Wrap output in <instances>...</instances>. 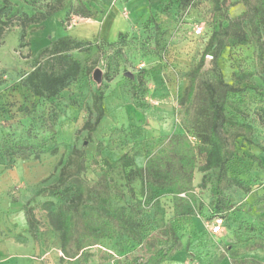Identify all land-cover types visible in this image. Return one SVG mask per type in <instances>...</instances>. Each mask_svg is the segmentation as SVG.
Wrapping results in <instances>:
<instances>
[{
	"label": "rangeland",
	"instance_id": "rangeland-1",
	"mask_svg": "<svg viewBox=\"0 0 264 264\" xmlns=\"http://www.w3.org/2000/svg\"><path fill=\"white\" fill-rule=\"evenodd\" d=\"M59 1L63 10L31 25L22 42L21 19L41 15ZM217 2L226 10V25L245 13L243 0H0V23H4L0 24V159L4 160L0 164V264H69L61 251L60 230L69 201L50 198L47 189L58 181L64 166L72 181L79 182L73 175L81 151L86 158L82 181L89 186L107 185L113 205L126 208L134 229L144 237L141 245L129 231L114 240L101 239L89 250L88 264L147 260L158 241H165L139 179L129 180L120 166L110 169L103 159L113 163L124 153L143 157L156 152L174 133L192 135L185 126L184 98L191 73L224 19ZM124 7L131 15L127 20L118 16ZM144 11L149 17L142 20ZM74 12L90 13V17ZM123 14L126 17V11ZM197 26L204 27L200 36L194 33ZM64 37L81 44L62 56L42 53ZM67 54L70 59H63ZM76 60L81 63L78 76L57 97L32 93L28 79L34 71L62 75ZM219 67L225 82L238 89L228 92V102L243 111L242 120L254 128L253 144L238 141L229 165V175L246 181L252 193L237 188L224 191L234 208L225 214L227 226L216 237L210 229L215 219L211 185L202 188L203 173L194 175L196 216L192 219H174L172 195L158 194L180 241L163 264H232L235 256L257 257L264 264V169L253 160L259 157L264 165V57L252 44L240 45L224 51ZM97 69L103 73L101 85L93 79ZM126 72L134 79L125 77ZM140 76L147 91L141 94L142 108L132 95ZM99 89L105 91V117L88 137L83 127L94 122L93 95ZM4 142L15 149L3 150ZM100 144L105 148L102 158L96 155ZM204 163L201 156L198 167ZM28 205L37 224L33 231L25 215ZM87 215L89 225L98 227V217ZM83 221L77 220L80 234L85 235L88 229ZM242 224L254 230L245 233ZM238 236L242 242L236 240Z\"/></svg>",
	"mask_w": 264,
	"mask_h": 264
},
{
	"label": "trees",
	"instance_id": "trees-1",
	"mask_svg": "<svg viewBox=\"0 0 264 264\" xmlns=\"http://www.w3.org/2000/svg\"><path fill=\"white\" fill-rule=\"evenodd\" d=\"M243 5L245 13L226 25L225 22L228 20L226 10L222 9L219 2L216 4V9L222 12L224 19L211 34L199 63L191 73L184 98L185 126L192 135L172 134L157 148L156 152L145 154L146 161L142 168L136 164L135 156L129 153L122 154L113 163L103 159L110 169L120 166L129 180L139 179L143 196L153 204L156 228L166 238L165 241H158L155 253L149 259L135 258L131 264H163L167 261L171 250L180 243L176 227L173 222L166 219V210L158 194L172 195L171 206L174 219L194 218L196 197L193 180L196 171L204 174L202 188L211 185L213 197L211 211L215 218L223 217L225 220V214L234 208V201L224 196L225 190L237 188L246 194L252 193L246 181L229 175V165L235 156L238 141H244L248 145L253 144L254 128L242 120L245 118L243 111L228 102V92H238V89L225 82L219 67L224 51L240 45L252 44L264 57V0H243ZM62 10L63 6L59 1L48 7L47 11L41 15L26 16L21 19L23 30L21 41L25 40L26 30L31 25L44 22ZM74 14L83 18L90 17V13L85 16L79 12ZM2 32L3 30L0 29V37ZM80 44L71 37H64L54 42L51 49L46 48L42 53L52 52L62 56V53H67L72 48L79 47ZM63 59L69 60L70 56L67 54ZM80 68L81 63L76 60L62 75H43L39 70L34 71L28 79L30 89L37 97L42 98L46 95L48 98H55L68 86L71 78L78 76ZM135 88L132 94L133 100L137 107L142 108L141 94L145 95L147 91L141 76ZM104 89H99L93 95L92 112L95 113V119L94 122H87L83 127L88 131V137L96 132L105 117ZM192 137L196 141H193ZM15 147L7 142L2 144L3 150L13 151ZM104 150V146L100 144L96 152L97 157L102 158ZM201 156H204L205 163L198 167V159ZM253 160H256L264 169L261 158L253 157ZM3 163L4 160L0 159V164ZM85 171L86 158L81 151L77 153V169L73 175L79 182L72 181V175L67 173V167L64 166L58 181L47 189L50 198L57 200L66 198L69 201L70 210L62 214L60 220L61 251L69 264H88L91 258L89 250L99 245L101 239L114 240L126 231H129L131 239L138 245L144 241V237L134 229L135 226L132 223L134 219L131 214H126V208L113 205L107 185L100 182L89 186L82 181L81 175ZM209 173L214 174L213 177H209ZM88 212L98 217L100 223L98 227L94 228L86 221ZM25 215L29 228L33 231L37 224L33 209L29 205ZM81 218L88 229L85 235L80 234L78 228L77 220ZM130 221L131 226H129ZM243 226L242 224L240 228L244 229ZM253 228L247 226L243 232L253 231ZM236 240L242 242L239 236ZM152 248H148L149 252ZM232 264H262V262L253 258L235 256Z\"/></svg>",
	"mask_w": 264,
	"mask_h": 264
},
{
	"label": "built area",
	"instance_id": "built-area-1",
	"mask_svg": "<svg viewBox=\"0 0 264 264\" xmlns=\"http://www.w3.org/2000/svg\"><path fill=\"white\" fill-rule=\"evenodd\" d=\"M203 31H204L203 26H197V27H195L194 33L196 36H200L203 34ZM182 197H185V195H182ZM224 226H225L224 218L223 217H216L213 220L212 225L210 227L212 235H214V236L221 235L224 231Z\"/></svg>",
	"mask_w": 264,
	"mask_h": 264
},
{
	"label": "crops",
	"instance_id": "crops-1",
	"mask_svg": "<svg viewBox=\"0 0 264 264\" xmlns=\"http://www.w3.org/2000/svg\"><path fill=\"white\" fill-rule=\"evenodd\" d=\"M124 11H126V17H124V14H123V12ZM146 15H147V17H149L148 16V12H143L142 13V15H141V19L142 20H145L146 18ZM150 15V14H149ZM119 17H122L123 19H125V20H127V19H129V18H131V15H130V13H129V11H128V9H127V7H124V9H123V11H122V16L121 15H118ZM109 18H110V16L106 19V21H105V23L109 20ZM114 19V18H113ZM91 26V25H90ZM111 32H112V30H111ZM110 32V33H111ZM175 134V133H174ZM263 160H264V158H263ZM145 161H146V158L143 156H135V162H136V164L138 165V167H140V168H142V167H144V165H145ZM227 226V220L225 219V226H224V229H225V227ZM241 226V225H240ZM222 235V234H221ZM216 237V236H215ZM253 257H255V256H253ZM240 258H243V257H240ZM255 258H257V257H255ZM255 258H253V259H255ZM256 260H258L259 261V259L257 258ZM260 262H262V260H260Z\"/></svg>",
	"mask_w": 264,
	"mask_h": 264
},
{
	"label": "water",
	"instance_id": "water-1",
	"mask_svg": "<svg viewBox=\"0 0 264 264\" xmlns=\"http://www.w3.org/2000/svg\"><path fill=\"white\" fill-rule=\"evenodd\" d=\"M102 75H103V73H102V71L99 70V69H97V70L94 72V74H93V79H94V81H95L98 85H101V84H102V81H103V79H102ZM124 75H125V77H127V78L134 79V75L131 74V73H129V72H126Z\"/></svg>",
	"mask_w": 264,
	"mask_h": 264
}]
</instances>
